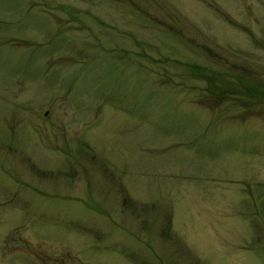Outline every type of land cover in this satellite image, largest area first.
<instances>
[{"label": "rangeland", "instance_id": "374dc122", "mask_svg": "<svg viewBox=\"0 0 264 264\" xmlns=\"http://www.w3.org/2000/svg\"><path fill=\"white\" fill-rule=\"evenodd\" d=\"M251 95L264 0H0V264H264Z\"/></svg>", "mask_w": 264, "mask_h": 264}, {"label": "trees", "instance_id": "16d2710c", "mask_svg": "<svg viewBox=\"0 0 264 264\" xmlns=\"http://www.w3.org/2000/svg\"><path fill=\"white\" fill-rule=\"evenodd\" d=\"M49 8H52L53 6H48ZM56 9H60V10H65V12L71 17H73V19H75L74 16H72L70 13L71 10H74L73 7H71L68 4H57L55 6ZM72 19V18H71ZM185 66L192 71V76L205 82L204 86L200 88L199 92H200V96L199 98L196 100V102L200 103L201 105H209V106H214L216 104H220L223 102V99H227L226 95L230 94L229 91H227L225 88L222 90L220 86H218L216 84L217 82V78L212 75L214 72L212 70H210V68L206 65H199V64H195V63H190V61H186ZM254 78V77H251ZM250 82V81H249ZM212 88L214 91L210 90V88ZM232 91L237 90V89H242V90H246V91H251L254 90L255 88H253L250 84H247L246 82H242L241 78H237V84L234 85L232 87ZM224 93H226V95H224ZM241 93V92H240ZM232 96V95H231ZM251 99L249 100H244L242 102V100H238L235 98H232V102L235 101V105L236 106H240V108L242 107H247V106H254V111L255 112H251L248 111V113L250 114L249 116H254V115H259V114H264V103H263V99H260L258 97H256L255 95H251ZM239 97V95L237 96ZM260 107H262V109H260ZM243 112L245 113V116L247 115V110H243ZM168 216V215H167ZM169 218H170V222H169ZM170 223H171V214L170 216H168V235L170 234Z\"/></svg>", "mask_w": 264, "mask_h": 264}]
</instances>
